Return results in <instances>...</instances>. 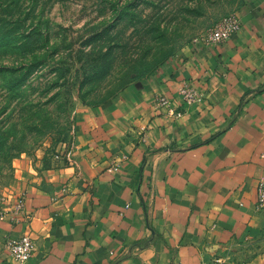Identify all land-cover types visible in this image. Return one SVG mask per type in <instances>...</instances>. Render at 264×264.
<instances>
[{"label":"crops","instance_id":"1","mask_svg":"<svg viewBox=\"0 0 264 264\" xmlns=\"http://www.w3.org/2000/svg\"><path fill=\"white\" fill-rule=\"evenodd\" d=\"M241 30L191 45L116 100L77 114L67 148L24 173L0 208L6 240L34 243L25 264H264V0ZM202 94L193 108L177 87ZM158 95L174 115L155 108ZM143 128V130H142ZM15 220L1 214L16 199Z\"/></svg>","mask_w":264,"mask_h":264},{"label":"rangeland","instance_id":"2","mask_svg":"<svg viewBox=\"0 0 264 264\" xmlns=\"http://www.w3.org/2000/svg\"><path fill=\"white\" fill-rule=\"evenodd\" d=\"M34 1L33 19L18 31L20 42L36 41L33 51L3 47L0 34V208L29 168L68 147L77 114L156 75L244 3ZM31 3L24 0L23 7Z\"/></svg>","mask_w":264,"mask_h":264},{"label":"built area","instance_id":"3","mask_svg":"<svg viewBox=\"0 0 264 264\" xmlns=\"http://www.w3.org/2000/svg\"><path fill=\"white\" fill-rule=\"evenodd\" d=\"M241 30V20L237 14L225 15L211 28L210 32L193 40V45H220L231 39V37ZM177 94L180 102L185 107L193 108L201 103L203 94L189 82L182 81L177 87ZM155 108L165 109L168 113L174 115L171 108V100L164 96L158 95L154 101ZM143 130V128H142ZM255 205L257 211L264 215V178L258 181L255 192ZM23 210V199L18 198L1 214V217H7L10 220H15ZM4 248L8 256L16 264H25L29 261L34 251V243L28 236H22L17 240H6ZM220 259H217L213 264H220Z\"/></svg>","mask_w":264,"mask_h":264},{"label":"trees","instance_id":"4","mask_svg":"<svg viewBox=\"0 0 264 264\" xmlns=\"http://www.w3.org/2000/svg\"><path fill=\"white\" fill-rule=\"evenodd\" d=\"M0 3V34L3 39L2 46L5 48H13L21 51H33L36 41L22 40L18 34L19 30H25L23 26L24 19H33L34 12L38 4L32 0V3L23 7L24 0H1ZM24 17V18H23ZM35 28H32V32ZM29 32V33H30ZM23 37V36H21ZM25 38H28L25 37ZM20 42V43H19ZM19 43V44H18Z\"/></svg>","mask_w":264,"mask_h":264}]
</instances>
